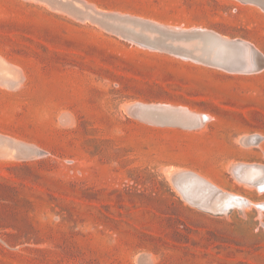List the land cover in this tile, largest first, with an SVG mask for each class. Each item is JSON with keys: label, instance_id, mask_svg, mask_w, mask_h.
Instances as JSON below:
<instances>
[{"label": "rangeland", "instance_id": "374dc122", "mask_svg": "<svg viewBox=\"0 0 264 264\" xmlns=\"http://www.w3.org/2000/svg\"><path fill=\"white\" fill-rule=\"evenodd\" d=\"M247 1L0 0V264H264V174L250 177L264 171V70L120 36L200 28L264 56V10ZM134 104L211 118L183 127ZM223 194L251 205L208 210Z\"/></svg>", "mask_w": 264, "mask_h": 264}, {"label": "water", "instance_id": "95a60500", "mask_svg": "<svg viewBox=\"0 0 264 264\" xmlns=\"http://www.w3.org/2000/svg\"><path fill=\"white\" fill-rule=\"evenodd\" d=\"M253 2L264 10V0H248ZM162 35L163 39L158 40L162 50L172 55L187 54L190 57L196 56L192 51L184 49L179 44H174V41L181 40L178 43H190L199 50L200 55L198 63L222 70L228 73H244L254 74L264 70V56L259 53L252 44L242 39H229L214 31L194 28L189 30H181L177 28L164 27L154 23H149ZM190 59V58H189ZM133 114L145 118L147 115L150 119H160L161 122L175 123L183 127H189L185 122V114L187 110L183 111L180 108H172L169 106L159 105H142L134 104L128 107ZM183 119L179 121L174 117ZM147 119V118H146ZM260 138V137H259ZM182 173H179L180 175ZM176 176L173 180L175 187ZM237 200V199H233ZM232 200V201H233ZM231 201V200H230ZM220 208L215 214H223L229 212L232 208L229 205L231 202ZM239 201H244L240 199ZM246 203V201H244ZM243 203V202H242Z\"/></svg>", "mask_w": 264, "mask_h": 264}, {"label": "bare ground", "instance_id": "6f19581e", "mask_svg": "<svg viewBox=\"0 0 264 264\" xmlns=\"http://www.w3.org/2000/svg\"><path fill=\"white\" fill-rule=\"evenodd\" d=\"M188 112V111H187ZM186 116V118L184 119V120H187V119H192V120H194V118H190V117H192V116H190V115H188L187 116V114L186 113H184ZM199 115V114H198ZM198 115L196 116V118L198 117ZM195 116V115H194ZM203 116H204V114H203ZM175 119H178V120H183V119H181V118H178L177 116H175L174 117ZM201 117H199V119H200ZM198 119V118H197ZM198 121H200V120H198ZM250 137V136H249ZM261 137V136H260ZM257 138V137H256ZM259 138V137H258ZM258 140V139H257ZM262 140V139H261ZM254 141H256V140H254ZM260 141V140H259ZM259 143V142H258ZM249 144H251V143H249ZM254 144V143H253ZM237 165V164H236ZM235 165V166H236ZM252 165V164H251ZM260 165V164H259ZM238 166H239V164H238ZM264 166V165H263ZM242 168V167H241ZM232 169H233V167H232ZM247 169V168H246ZM234 170V169H233ZM195 174V173H194ZM193 174V175H194ZM262 174H264V171H261V170H259V169H257V168H255V167H253L252 168V170H251V175H250V177H252V178H254V177H256V179H257V177L258 176H261ZM181 175V174H180ZM191 175V174H190ZM196 175V174H195ZM194 175V176H195ZM244 175V174H243ZM184 176V175H183ZM186 176V175H185ZM188 176H189V174H188ZM198 176V175H197ZM196 176V177H197ZM182 177V176H181ZM181 177H180V179H181ZM199 177V176H198ZM177 178V177H176ZM190 178H194L193 176L192 177H190ZM190 178H189V181H190ZM202 178V177H201ZM178 179H179V177L177 178V180H175L176 182L178 181ZM179 179V180H180ZM198 179V178H197ZM203 179V178H202ZM194 181H196V180H193V181H190V182H194ZM205 181V180H204ZM255 180H253L252 182H254ZM179 182V181H178ZM207 182V181H206ZM251 182V183H252ZM258 182V181H257ZM243 183H245V182H243ZM256 183V181L254 182V184ZM259 183V182H258ZM257 183V184H258ZM180 184V183H179ZM182 184V183H181ZM197 184H198V182H197ZM202 184V183H201ZM211 184V183H210ZM248 185H249V183H247ZM246 184V185H247ZM256 184V185H257ZM204 185V184H203ZM251 185V184H250ZM176 186H177V184H176ZM252 186V185H251ZM257 186H259L261 189H264V178L260 181V183L257 185ZM177 187H179V186H177ZM181 187H183V185L181 186ZM200 187V186H199ZM201 187H203L202 185H201ZM205 187H207V185L205 186ZM204 187V188H205ZM186 188V187H185ZM209 188V187H208ZM258 188V187H257ZM218 189V188H217ZM219 190V189H218ZM221 190V189H220ZM260 190V189H259ZM180 192V191H179ZM186 193H189V192H186ZM198 193V192H197ZM194 194H196L195 192L194 193H192V195H194ZM203 194V193H202ZM229 194L230 195H232L230 192H229ZM227 195V194H223L222 196H219V198H215V197H212V198H215V199H211V197H210V199H207V200H205V202L207 203V208H208V210H211V211H213V212H215V211H219L220 210V208L222 207V206H224L226 203L228 204L229 203V201L231 202L229 205H231V207H233V206H237V205H239L242 209H243V207H247L248 205H251V203H250V201H246V203L244 202V203H242V201H239L240 199H238L237 197H234V195L233 196H230V195ZM181 195H183V194H181ZM189 195V194H188ZM187 195V196H188ZM191 195V196H192ZM197 195V194H196ZM206 195V194H205ZM209 195V194H208ZM213 195V194H212ZM217 195V194H216ZM219 195V194H218ZM217 195V196H218ZM215 196V195H214ZM185 197V196H184ZM239 197V196H238ZM188 198V197H187ZM187 198H185V199H187ZM193 198H195V196H193ZM202 198H204V197H202ZM209 198V197H208ZM184 199V198H183ZM184 199V200H185ZM230 199V200H229ZM233 199H237V200H233ZM200 200H202V199H200ZM233 200V201H232ZM193 201V200H192ZM197 201V200H196ZM199 201V200H198ZM187 202H190V201H187ZM200 202V201H199ZM194 204V203H193ZM192 204V205H193ZM226 204V205H227ZM257 204H259V203H257ZM262 205H264L263 203H261ZM198 205H199V203H198ZM205 205V204H204ZM260 205V204H259ZM238 207V206H237ZM256 207H258V206H256ZM200 208H202V207H200ZM263 208H264V206H263ZM204 209V208H203ZM258 209H260L261 210V206L260 207H258ZM245 210V209H244ZM261 214V213H260Z\"/></svg>", "mask_w": 264, "mask_h": 264}, {"label": "crops", "instance_id": "0c3cea01", "mask_svg": "<svg viewBox=\"0 0 264 264\" xmlns=\"http://www.w3.org/2000/svg\"><path fill=\"white\" fill-rule=\"evenodd\" d=\"M121 33V37H123V38H127V39H135V40H133V42L134 43H137V44H139L141 47H144V48H148V49H152V50H161L162 48L160 47V45H159V43H158V41H155V38H154V36H152V35H146V36H148L149 37V40H147V41H141L140 40V36L141 35H139L138 33H136V32H131V31H122V32H120ZM139 38V40H136V39H138ZM142 38V37H141ZM132 41V40H131ZM183 44L184 43H181V45H182V47H184V49H187V46H183ZM187 44V43H186ZM5 74H7V70L5 69V67L2 65V64H0V77H3V76H5ZM256 74V73H255ZM183 111H185V108H181ZM190 116H192V117H190V118H194V120H192V119H187V120H185V122L188 124V125H192L193 123H195V122H198V125L199 126H203L204 124H206L207 122H208V120H206L207 118H208V116L209 115H198V119L196 118V116L197 115H195L194 116V114H192V113H190V112H187ZM199 117H201L200 119H199ZM210 118H211V116H209ZM178 120V119H177ZM198 120H200V121H198ZM179 121H182V120H179ZM246 140V139H245Z\"/></svg>", "mask_w": 264, "mask_h": 264}, {"label": "built area", "instance_id": "2783aa9c", "mask_svg": "<svg viewBox=\"0 0 264 264\" xmlns=\"http://www.w3.org/2000/svg\"><path fill=\"white\" fill-rule=\"evenodd\" d=\"M261 138V137H260Z\"/></svg>", "mask_w": 264, "mask_h": 264}]
</instances>
